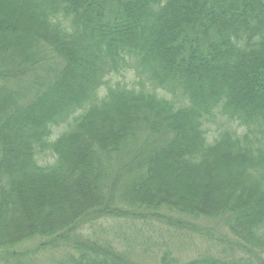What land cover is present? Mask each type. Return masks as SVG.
<instances>
[{
    "label": "trees",
    "instance_id": "16d2710c",
    "mask_svg": "<svg viewBox=\"0 0 264 264\" xmlns=\"http://www.w3.org/2000/svg\"><path fill=\"white\" fill-rule=\"evenodd\" d=\"M218 223L221 252L178 256ZM0 255L264 264V0H0Z\"/></svg>",
    "mask_w": 264,
    "mask_h": 264
},
{
    "label": "rangeland",
    "instance_id": "374dc122",
    "mask_svg": "<svg viewBox=\"0 0 264 264\" xmlns=\"http://www.w3.org/2000/svg\"><path fill=\"white\" fill-rule=\"evenodd\" d=\"M145 76H143L141 74V69L136 67V64L132 61L129 60V65L127 67H123L122 69H120V71L118 73H112L110 76H108L107 80L110 81V85H115L116 82H120L122 84H126L128 87L130 86L133 87L136 84H139L140 82L143 81ZM106 80V81H107ZM137 87V86H136ZM107 86L105 89L102 90V94H104V92L106 91ZM216 125L210 126L208 128H206L209 132L211 133H215V128ZM59 136V132L56 131L55 135L53 137V139H56ZM212 138H215L216 136L214 135H210ZM42 159V158H41ZM53 159H51L50 161H52ZM215 226V225H214ZM145 226L142 225V223L140 224H129V225H122L120 227H118V230L122 229L123 231L120 233V235H122L124 237V239H122L121 244L123 242L122 245H127L126 248H132L133 252H132V259L135 260H140L141 258L144 259L146 262L149 261V254L151 255V257L154 254H158L160 247L161 246V242L163 241V239H161V237L159 235H161V228L158 227H151L150 230L148 231V229H144ZM216 235L214 236L216 239H209V238H205V239H198V240H194V243L191 245L190 242H186L183 243V240H181L182 242V247H184L185 250H179L177 255L178 256H182L185 258L182 259H191L190 255H193L195 252H199L202 251L204 253L210 251V252H221L223 246H221V235L222 232H228L225 228L223 224H216ZM143 230V231H142ZM172 232H174V229L172 227H166V229H164V232L162 235L164 238L173 236ZM114 237V236H113ZM112 238V237H111ZM154 239V240H152ZM173 239V237H172ZM125 240V241H124ZM127 241V242H126ZM150 244V249L151 250H155V252H150L148 255L147 253L145 254H141L140 253V248L141 245H145V244ZM36 248V240H31L28 242L24 243V246H22L21 248H19V252H23V253H27V257H23L22 260H26L28 261V257L30 256V252L32 250H34ZM26 256V255H25ZM140 256V257H139ZM137 258V259H136ZM141 259V260H142ZM39 260L40 262L43 261V256L40 253L39 256ZM7 260L4 258V256L0 255V264H6ZM47 262V260H46ZM9 264H17L15 261L9 263Z\"/></svg>",
    "mask_w": 264,
    "mask_h": 264
}]
</instances>
